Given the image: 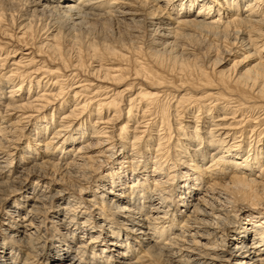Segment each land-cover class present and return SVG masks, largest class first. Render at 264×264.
I'll list each match as a JSON object with an SVG mask.
<instances>
[{
    "label": "bare ground",
    "instance_id": "bare-ground-1",
    "mask_svg": "<svg viewBox=\"0 0 264 264\" xmlns=\"http://www.w3.org/2000/svg\"><path fill=\"white\" fill-rule=\"evenodd\" d=\"M0 194V264H264V0H0Z\"/></svg>",
    "mask_w": 264,
    "mask_h": 264
},
{
    "label": "rangeland",
    "instance_id": "rangeland-1",
    "mask_svg": "<svg viewBox=\"0 0 264 264\" xmlns=\"http://www.w3.org/2000/svg\"><path fill=\"white\" fill-rule=\"evenodd\" d=\"M107 24H108V23H107ZM110 24H111L112 26H110ZM108 26H109V27H108ZM105 27H107L106 29H108L109 32H111V33L107 32L108 30L103 29V28H105ZM110 27H112V28L114 27V28L111 29ZM97 28H98V29H97ZM99 28H101V30H100ZM92 29H93V30L95 29V30H94L95 33H99L98 31H102L105 35H107V33H108V35H113V34H114V35H119L118 33L120 32L119 37H121V38L124 40V42H127V41H128V39H127L126 35L123 33V31H121V30H117L113 23H109L107 26H106V24H105L104 27H103V26H95V28L92 27ZM104 30H105V31H104ZM111 30H112V31H111ZM113 31H114V32H113ZM103 33H102V34H103ZM121 34H122L123 36H122ZM123 37H124V38H123ZM125 39H126V41H125ZM204 49H205V48H204ZM204 49H203V48L201 49L202 52L200 51L201 54H199V55H200L199 57L204 56V54H206V53H205L206 51H205ZM203 51H204V52H203ZM218 54H220V53H218ZM204 57H205V56H204ZM204 57H202V58L204 59ZM202 58H201V59H202ZM2 89H6V88L4 87V88H2ZM31 181H32V179H31ZM40 185H41V186H39L38 189H40V190L44 189V187L42 186L41 183H40ZM26 191L30 192V191H32V190L27 188ZM28 194H29V193H28ZM30 194H31V193H30ZM1 197H3V196L0 194V198H1ZM59 202H60V201H59ZM62 202H64V201L61 200V203H62ZM57 203H58V202H57ZM57 203H56V205H57ZM61 203H58V206H59V204H60V206H61ZM0 205H2V203H1V199H0ZM26 206H27V205H25V207H26ZM2 207H3V205H2ZM56 207H57V206H56ZM4 208H5L6 210H8L7 212H8L10 215H12V216H15L14 214H17V212H18V211L14 212L13 209H12L13 207H11V206L8 207V206L4 205ZM48 209H49V207H48ZM50 209H51V206H50ZM21 212H23V209H22L19 213H21ZM60 217H61V212H60V215H58V217L55 218V219H59ZM52 220H53V219H52ZM54 224H56V223H54ZM53 229H54V227H53ZM80 231H81V230H77L75 235H77V236L81 235L82 232H80ZM0 234H1V232H0ZM68 234H69V233L66 232V235H67V236H68ZM2 235H3V234H2ZM64 235H65V234H64ZM77 236H76V237H75V238L69 243V251L72 252V253H73V252L75 253V251H74L75 248H76V247H75V244L79 241V239H78L79 237H77ZM6 238H7V237H6ZM19 256L21 257V256H23V255H19ZM157 262H159V263H157V264H162V263H160V261H157Z\"/></svg>",
    "mask_w": 264,
    "mask_h": 264
}]
</instances>
